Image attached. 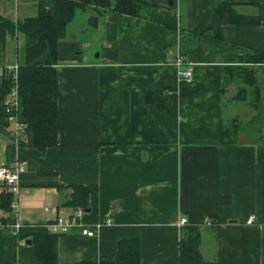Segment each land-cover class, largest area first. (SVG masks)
Returning a JSON list of instances; mask_svg holds the SVG:
<instances>
[{"label":"crops","instance_id":"0c3cea01","mask_svg":"<svg viewBox=\"0 0 264 264\" xmlns=\"http://www.w3.org/2000/svg\"><path fill=\"white\" fill-rule=\"evenodd\" d=\"M150 1L176 14V30L91 7L59 41L58 144L16 148L26 172L17 212L0 211V264H41L26 242L78 211L110 225L59 236V264H115L123 240L139 241L140 264H180L186 226L200 228L204 263L264 264V65L241 61L264 54V0ZM38 2L0 0V16L35 17ZM219 2L260 23L221 24ZM24 46L8 37L0 66L23 64ZM178 57L191 82L178 80ZM9 144L0 132V166ZM76 185L97 188L84 211L64 205Z\"/></svg>","mask_w":264,"mask_h":264},{"label":"trees","instance_id":"16d2710c","mask_svg":"<svg viewBox=\"0 0 264 264\" xmlns=\"http://www.w3.org/2000/svg\"><path fill=\"white\" fill-rule=\"evenodd\" d=\"M147 4L153 7L148 12ZM110 11L119 15L139 20H148L163 25L170 30L177 29L176 14L160 12L158 4L146 0H39L37 15L14 23L0 16V61L5 52L6 40L22 34L25 38V57L23 64L18 65L17 83L19 91L18 121L27 126L26 140L20 147H27L33 153L42 156L47 149L57 146V54L58 43L64 39L67 28L73 22L78 11L87 8ZM221 24L257 25L259 17H248L239 13L236 5L219 2L215 8ZM96 18H92L95 22ZM241 61L251 65H264L263 53H252V56ZM12 80L4 76L0 82V132H6L7 120L3 102L10 91ZM234 131L240 124L235 122ZM225 141V140H224ZM16 146L6 147V163L15 162ZM0 192V211L11 212L13 196L2 184ZM71 199L64 205L73 209L86 210L90 195L97 193L95 186H72ZM211 226L216 227L215 218H209ZM5 224V220L1 219ZM205 225V224H204ZM218 229V228H217ZM51 233H34L31 244L36 258L41 264H59L57 261V238ZM201 243L200 228L186 226L182 230L179 243L180 264H207L203 262L199 248ZM91 264V263H82ZM115 264H140V245L138 240H123L119 244Z\"/></svg>","mask_w":264,"mask_h":264},{"label":"built area","instance_id":"2783aa9c","mask_svg":"<svg viewBox=\"0 0 264 264\" xmlns=\"http://www.w3.org/2000/svg\"><path fill=\"white\" fill-rule=\"evenodd\" d=\"M177 67V78L180 82H191L193 80V72L190 65H187L181 57H178L175 63ZM18 65L0 66V78L10 76L12 86L9 93L4 99L3 107L5 109L7 128L11 144L20 147V142L26 140L27 126L18 121L17 112L19 109V91L17 83ZM26 172V166L21 162H14L10 166H0V181L5 186L6 190L12 194L13 202L11 204V211L17 212L18 197L20 195V177ZM48 211V210H46ZM82 211H78L71 217H59L51 225H49V233L63 236L70 234L74 229H79L83 237L95 239L98 237L100 229L105 225H110V221L97 222L92 225H85L82 223ZM257 219L251 216L246 221L247 225H254ZM187 224L186 219L179 221V226ZM204 224L211 226L212 222L207 219ZM19 226H16L18 228Z\"/></svg>","mask_w":264,"mask_h":264},{"label":"rangeland","instance_id":"374dc122","mask_svg":"<svg viewBox=\"0 0 264 264\" xmlns=\"http://www.w3.org/2000/svg\"><path fill=\"white\" fill-rule=\"evenodd\" d=\"M147 1V3H149L150 2V0H146ZM145 8H148L147 9V11L148 12H150V11H153V7H150V5L149 4H147V7H145ZM154 10H156V9H154ZM158 10H159V6H158ZM109 12V11H108ZM68 29V28H67ZM0 82H1V78H0ZM1 219H3V218H0V223H1Z\"/></svg>","mask_w":264,"mask_h":264},{"label":"water","instance_id":"95a60500","mask_svg":"<svg viewBox=\"0 0 264 264\" xmlns=\"http://www.w3.org/2000/svg\"><path fill=\"white\" fill-rule=\"evenodd\" d=\"M26 243H27V244H31V242H30V241H27Z\"/></svg>","mask_w":264,"mask_h":264}]
</instances>
